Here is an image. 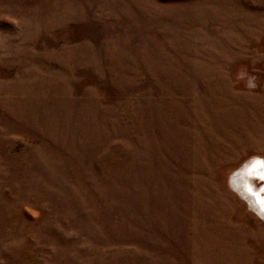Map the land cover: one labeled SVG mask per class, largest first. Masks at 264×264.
<instances>
[{
	"label": "rangeland",
	"instance_id": "obj_1",
	"mask_svg": "<svg viewBox=\"0 0 264 264\" xmlns=\"http://www.w3.org/2000/svg\"><path fill=\"white\" fill-rule=\"evenodd\" d=\"M255 157L264 0H0V264H264Z\"/></svg>",
	"mask_w": 264,
	"mask_h": 264
},
{
	"label": "bare ground",
	"instance_id": "obj_2",
	"mask_svg": "<svg viewBox=\"0 0 264 264\" xmlns=\"http://www.w3.org/2000/svg\"><path fill=\"white\" fill-rule=\"evenodd\" d=\"M242 172L244 174L242 177L244 178L242 185L250 194L248 196L250 202L264 215V183L261 187H257L258 185L255 186L250 179L252 176H255L264 182V160L260 157H255L253 162L249 163ZM247 191L245 192L248 195Z\"/></svg>",
	"mask_w": 264,
	"mask_h": 264
}]
</instances>
